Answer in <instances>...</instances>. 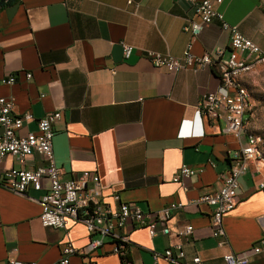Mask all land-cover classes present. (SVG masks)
Instances as JSON below:
<instances>
[{"label":"crops","instance_id":"obj_1","mask_svg":"<svg viewBox=\"0 0 264 264\" xmlns=\"http://www.w3.org/2000/svg\"><path fill=\"white\" fill-rule=\"evenodd\" d=\"M216 10L264 50L262 0H221ZM189 21L200 22L186 0H19L0 9V77H16L14 85L0 87V96L13 99L16 114L35 119L60 111L53 151L61 180L84 171L97 175L103 202L112 206L125 202L154 212L184 204L168 220L166 236L150 237L145 228L128 223L121 230L130 240L123 259L105 238L95 252L72 255L70 264H153V251L176 245L184 261L199 256L203 264H224L223 255H240L264 238V163H249L238 179L239 202L223 219L224 246L212 236L211 209L196 204L202 194L219 189L230 167L228 154L245 142L244 136L223 134L222 120L206 118L192 126L202 137L180 136L181 123L194 120L199 98L218 87L215 71L185 68L171 74L144 56L153 51L180 57L190 42L197 56L217 50L227 55L229 33L216 19L195 37L184 30ZM122 44L132 47L128 57ZM36 128L35 121L25 124L20 134ZM245 129L256 135L247 114ZM41 163L36 153L22 161L7 155L0 177L12 167L31 170ZM182 165L202 172L173 182ZM48 187L43 180L41 190L17 195L0 186V262L11 257L58 264L68 241L82 251L95 238L74 219L63 230L41 226L38 199ZM188 225L192 233L180 236ZM248 264H264V254Z\"/></svg>","mask_w":264,"mask_h":264},{"label":"built area","instance_id":"obj_2","mask_svg":"<svg viewBox=\"0 0 264 264\" xmlns=\"http://www.w3.org/2000/svg\"><path fill=\"white\" fill-rule=\"evenodd\" d=\"M193 6L195 14L200 22L189 21L184 26L193 37L197 36L203 25L211 23L216 19L221 29L229 33L228 52L223 56L222 50L213 53L195 55L191 52L192 43H188L180 57L169 54L163 55L153 51L144 52L145 58L158 69L166 70L176 74L185 68L211 67L218 79V87L211 92L203 94L196 106L194 120H184L180 126V136L202 137L203 132L193 131V124L201 125V119L222 120L223 134L234 136L240 140L245 137V142L232 154H228L230 167L223 177L219 189L212 193H204L196 200V204H203L211 209L212 236L216 239L219 247L227 243L224 230V216L233 210L239 202L238 179L248 169L249 163H255L259 167L264 161H258L255 155V144L259 139L246 138L245 116L249 110V103L240 90L232 87V79L241 78L242 67L258 64L264 55L262 50L253 41L243 36L237 26L229 25L224 21L223 15L216 10L221 0H186ZM132 0H128L131 4ZM264 10V0H262ZM123 55L128 57L132 47L122 44ZM26 79L31 74H25ZM16 83V77L12 74L0 77L1 86H11ZM61 118L60 111L46 114L42 118L35 119L30 113L16 114L14 112V101L8 96H0V163L11 155L18 161L30 153H36L42 160L41 165L35 169L27 170L12 167L3 172L0 177V186L17 194L26 195L29 188L41 190L42 181L47 180L49 187L38 199L41 207L39 221L44 228L65 229L71 219L81 222L91 238L88 245L82 250L76 249L68 241L61 250L58 264H70V257L76 253L90 254L104 245L105 238L111 241V252L124 258L126 246L129 244V236L121 233L128 224L133 223L145 228L150 237L157 235H168V220L173 213L184 207L183 203H171L168 206L154 211L145 212L137 205L121 202L117 206L105 204L102 198V190L97 175L84 171L73 176L69 180L62 181V169L55 163L53 151V124ZM37 128L33 132L20 134L25 124L34 122ZM202 172V168H192L182 165L173 177V182H179L183 178H190ZM264 185L261 184L260 187ZM118 201L119 195L113 196ZM158 224L161 225L157 229ZM192 226L188 225L179 232L180 236H189ZM264 254V238L256 246L246 250L240 255L227 253L223 255L224 264H248L252 256ZM184 252L180 245L167 248L163 252H152L153 264H159L163 259L169 264H203L199 256L184 261ZM0 264H37L35 262H23L16 258H7Z\"/></svg>","mask_w":264,"mask_h":264},{"label":"rangeland","instance_id":"obj_3","mask_svg":"<svg viewBox=\"0 0 264 264\" xmlns=\"http://www.w3.org/2000/svg\"><path fill=\"white\" fill-rule=\"evenodd\" d=\"M243 76L241 78L243 77L244 85L241 84L246 88L250 100V111L247 113L248 124L259 139L256 149L259 158L264 160V63L256 65Z\"/></svg>","mask_w":264,"mask_h":264},{"label":"bare ground","instance_id":"obj_4","mask_svg":"<svg viewBox=\"0 0 264 264\" xmlns=\"http://www.w3.org/2000/svg\"><path fill=\"white\" fill-rule=\"evenodd\" d=\"M260 63H264V55L261 57V60L258 62V64H260ZM258 64L247 66V67H242L241 76H243L244 74L250 72ZM232 87L236 88L237 90H240V92L242 93V96L245 98V103H249V96H248L247 90L241 84L239 79H232ZM246 138H248V139H256V136H255V134H251V133H247L246 132ZM256 147H257V144H255V155L258 156V152H257Z\"/></svg>","mask_w":264,"mask_h":264},{"label":"trees","instance_id":"obj_5","mask_svg":"<svg viewBox=\"0 0 264 264\" xmlns=\"http://www.w3.org/2000/svg\"><path fill=\"white\" fill-rule=\"evenodd\" d=\"M19 0H0V9L6 7V6H10L13 5L15 3H17Z\"/></svg>","mask_w":264,"mask_h":264}]
</instances>
